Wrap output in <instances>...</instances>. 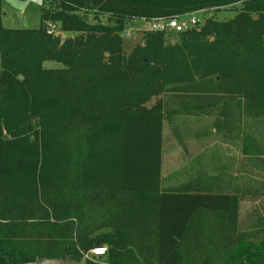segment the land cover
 <instances>
[{
    "label": "trees",
    "instance_id": "16d2710c",
    "mask_svg": "<svg viewBox=\"0 0 264 264\" xmlns=\"http://www.w3.org/2000/svg\"><path fill=\"white\" fill-rule=\"evenodd\" d=\"M238 5L230 20L175 42L147 30L126 50L135 18ZM210 80L221 96L199 106L264 117V0H43L35 29L5 27L0 0V264L80 263L105 244L111 264H264V227L237 231L238 187L162 188L164 96ZM243 153L264 164L253 136ZM203 213L217 221L204 228Z\"/></svg>",
    "mask_w": 264,
    "mask_h": 264
},
{
    "label": "rangeland",
    "instance_id": "374dc122",
    "mask_svg": "<svg viewBox=\"0 0 264 264\" xmlns=\"http://www.w3.org/2000/svg\"><path fill=\"white\" fill-rule=\"evenodd\" d=\"M42 6L43 0H2L3 25L7 28H39ZM239 8L240 5L211 11L202 9L194 13H198L201 19L215 17L226 21L235 17ZM150 27L149 19L134 20L131 36H125L128 53L141 42L143 32ZM62 36L65 38L68 34ZM170 39L175 42V32L168 33ZM44 66L50 69L63 68L62 64L55 61H46ZM205 86V92H199L197 96L180 95L174 91L164 96L166 114L162 188H177L196 180L205 185L212 182L215 189L222 191L238 187L242 200L237 231L254 235L264 227V222L258 224V217L264 220V164L256 163L255 156H245L243 144L251 135L257 146L264 149V117L257 118L249 114L239 116L240 111L234 102L228 103L231 111L228 116L219 113L224 101H219L213 107L208 104L206 107L199 106L201 104H197V100L205 97L204 93H210L212 102L221 96L213 94L217 89L214 80L206 82ZM215 178L220 182H214ZM201 220L204 228L217 221L212 213H203ZM131 232L133 234V229ZM256 240H264V233ZM80 264L111 263L102 257L94 260L84 258Z\"/></svg>",
    "mask_w": 264,
    "mask_h": 264
},
{
    "label": "built area",
    "instance_id": "2783aa9c",
    "mask_svg": "<svg viewBox=\"0 0 264 264\" xmlns=\"http://www.w3.org/2000/svg\"><path fill=\"white\" fill-rule=\"evenodd\" d=\"M137 19V18H135ZM134 19V20H135ZM134 20H132L134 22ZM146 18H142V21H146ZM128 22L126 29L123 32L124 37H130L132 34V24L133 22ZM206 19H201L199 17L198 13H191V14H186V15H177L174 17H169V18H155L151 20V27L149 30L153 31H158V32H183L188 29H193V28H199L205 23ZM55 32L56 34H59L58 29L56 28L55 25L50 26L49 32ZM108 253V246L106 245H98L92 249H90L86 254L85 258L88 260H94L96 258H102L105 257Z\"/></svg>",
    "mask_w": 264,
    "mask_h": 264
},
{
    "label": "water",
    "instance_id": "95a60500",
    "mask_svg": "<svg viewBox=\"0 0 264 264\" xmlns=\"http://www.w3.org/2000/svg\"><path fill=\"white\" fill-rule=\"evenodd\" d=\"M21 78L23 77L21 76ZM28 264H80V263L70 259H47L42 262H32Z\"/></svg>",
    "mask_w": 264,
    "mask_h": 264
}]
</instances>
